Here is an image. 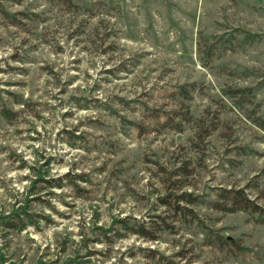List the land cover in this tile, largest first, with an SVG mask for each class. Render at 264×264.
Returning a JSON list of instances; mask_svg holds the SVG:
<instances>
[{
    "label": "rangeland",
    "instance_id": "obj_1",
    "mask_svg": "<svg viewBox=\"0 0 264 264\" xmlns=\"http://www.w3.org/2000/svg\"><path fill=\"white\" fill-rule=\"evenodd\" d=\"M0 264H264V0H0Z\"/></svg>",
    "mask_w": 264,
    "mask_h": 264
}]
</instances>
